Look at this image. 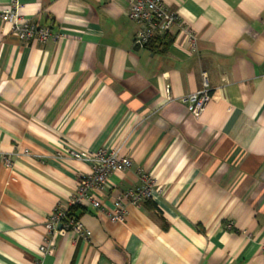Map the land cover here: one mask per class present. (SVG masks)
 <instances>
[{
    "label": "crops",
    "instance_id": "0c3cea01",
    "mask_svg": "<svg viewBox=\"0 0 264 264\" xmlns=\"http://www.w3.org/2000/svg\"><path fill=\"white\" fill-rule=\"evenodd\" d=\"M162 1L185 22L166 47L135 44L129 0H18L60 36L44 44L0 16V264H264V0ZM203 72L213 97L195 118L181 98ZM104 146L132 166L102 209L77 210L90 239L55 234L41 252L48 218L91 169L65 152ZM146 176L149 202L113 221V198Z\"/></svg>",
    "mask_w": 264,
    "mask_h": 264
},
{
    "label": "built area",
    "instance_id": "2783aa9c",
    "mask_svg": "<svg viewBox=\"0 0 264 264\" xmlns=\"http://www.w3.org/2000/svg\"><path fill=\"white\" fill-rule=\"evenodd\" d=\"M19 8L18 0H10V6L4 8L0 16L2 20L12 24L13 32L20 42L44 44L50 39L60 37L52 32L50 26L41 25L24 18L20 14ZM127 15L140 25L134 38L135 44L140 47L149 46L156 39L168 36L175 26L182 28L185 23L180 13L170 10L162 0H129ZM189 39L192 48L195 49L197 37L190 34ZM202 77V88L181 98V101L187 105L188 110L195 118L200 117L213 97L206 72L202 73ZM166 92L168 99H172L169 85L166 87ZM24 154L28 155L29 150L25 149ZM65 157L87 161L90 163L91 169L80 179L75 194L69 198L65 205H59L55 208L48 218L45 224L46 236L40 247L41 252L45 254L52 250L55 234L73 231L79 238L90 239L92 232L80 219L72 220L69 223L65 222L66 211L70 206L84 203H90L94 208L102 209L103 204L99 196L106 189L109 180L114 174L128 170L132 166L131 158L113 146H104L96 151L85 152L68 149L65 152ZM13 163V158H5L6 165L11 166ZM153 184V180L146 176L142 186L121 190L112 200L113 206L110 211L112 220L123 222L128 214L129 205L139 206L151 198ZM228 227H232V224L230 223Z\"/></svg>",
    "mask_w": 264,
    "mask_h": 264
},
{
    "label": "trees",
    "instance_id": "16d2710c",
    "mask_svg": "<svg viewBox=\"0 0 264 264\" xmlns=\"http://www.w3.org/2000/svg\"><path fill=\"white\" fill-rule=\"evenodd\" d=\"M158 40L160 41L161 44H159L160 46H164L166 47L167 45L170 44L171 42V38L166 36V37H163V38H158ZM154 42L156 41H153L151 44H153ZM150 198L145 200L143 203H147L149 202ZM80 207H83L82 205H73V206H70L69 209L66 211V215H65V222L66 223H69L70 221L72 220H78L80 219L79 215L77 214V210L80 208Z\"/></svg>",
    "mask_w": 264,
    "mask_h": 264
}]
</instances>
